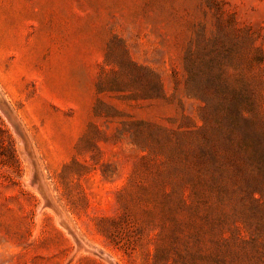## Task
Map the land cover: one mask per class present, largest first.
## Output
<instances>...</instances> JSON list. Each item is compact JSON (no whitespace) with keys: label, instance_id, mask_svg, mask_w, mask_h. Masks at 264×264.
<instances>
[{"label":"rangeland","instance_id":"374dc122","mask_svg":"<svg viewBox=\"0 0 264 264\" xmlns=\"http://www.w3.org/2000/svg\"><path fill=\"white\" fill-rule=\"evenodd\" d=\"M0 95L67 224L0 109V264H264L233 243L234 225L249 239L236 215L264 223V194L226 206V251L191 236V182L185 206L165 200L188 152L192 175L244 154L264 174V0H0Z\"/></svg>","mask_w":264,"mask_h":264},{"label":"trees","instance_id":"16d2710c","mask_svg":"<svg viewBox=\"0 0 264 264\" xmlns=\"http://www.w3.org/2000/svg\"><path fill=\"white\" fill-rule=\"evenodd\" d=\"M203 128V127H202ZM202 140V139H201ZM197 139L191 150V155L194 153L196 163L203 165L205 162L206 150L203 142ZM204 141L209 143H215L217 141L214 136L211 138H203ZM232 155V154H230ZM190 152L185 157L187 163L176 177L174 185H171L170 193H166V199L173 198L176 200V204L186 205L184 189L186 184L192 183L194 201L197 205L202 207V214L200 215L199 230L191 236L195 239L196 243H201L207 232H210V238L215 242L216 248L221 251H226L225 245H229L228 239L224 236L223 226L228 222L227 205L234 204L236 199V192L243 191L246 195L258 192L260 195L264 194V174H254L249 171L250 168V155L244 154L240 156H228L229 169L223 171L221 169H207L202 168L196 175H192L188 169ZM214 162H218L219 158L216 155L215 150L210 153L209 156ZM245 208V205L242 203ZM204 207V209H203ZM244 211V210H242ZM245 212V211H244ZM241 212V216L236 215L234 219H238L243 223V227L249 233V239L239 234V227L234 225L236 233L234 234V245L241 242L245 244H252L257 250L259 246L264 247V237H262V231H264V223L262 218L254 220L253 214L250 212L245 214ZM202 223V224H201ZM206 227V229H204ZM238 230V232H237ZM173 231H171V237H175ZM261 237V240H259ZM237 242V243H236ZM231 247V244L229 245ZM229 247V248H230ZM201 246L194 252H200ZM216 251V250H215ZM191 249L185 246V255L193 257ZM216 253H220L216 251ZM164 264L168 263V260H164Z\"/></svg>","mask_w":264,"mask_h":264},{"label":"bare ground","instance_id":"6f19581e","mask_svg":"<svg viewBox=\"0 0 264 264\" xmlns=\"http://www.w3.org/2000/svg\"><path fill=\"white\" fill-rule=\"evenodd\" d=\"M1 96V95H0ZM0 99H2V98H0ZM4 101V100H3ZM11 112V111H10ZM13 115V114H12ZM14 117V116H13ZM15 119V121H16V118H14ZM17 122V121H16ZM13 123V122H12ZM13 127H14V129L17 131V126L16 125H14L13 124ZM20 128V127H19ZM21 129V128H20ZM22 131V130H21ZM23 133V132H22ZM20 136H21V140L20 141H22V143H23V145H24V150H25V152H26V154H27V157L29 158V160H30V162H31V164H32V168H31V174H30V176H28L27 177V175H26V177H25V179H26V181H27V183L28 184H30V185H32V186H34L36 189H37V191L42 195V204H41V206L42 207H48V208H50L51 210H53L54 211V213L57 215V218L59 219V221L61 222V223H63V224H65V226H67V224L65 223V221L63 220L64 218H62V215H61V213H60V211L58 210V208L55 206V204L53 203V201H52V199L50 198V196L48 195V193H47V190H46V187H45V185L43 184V182H42V179H41V177H40V174H39V172H38V169H37V164H35L34 162L35 161H33L32 159H31V152H30V149H29V147H28V143H27V139L24 137V135L22 134H20ZM21 142L19 143V145L20 144H22ZM22 150H23V148H22ZM21 150V151H22ZM23 153H24V151H23ZM26 156V155H25ZM24 157V156H23ZM24 159H26V158H24ZM26 162H27V160H26ZM29 165V164H28ZM29 171V170H28ZM29 173V172H28ZM26 181H25V183H26ZM29 185V186H30ZM34 187H32V188H34ZM35 188L33 189V190H35ZM41 197V196H40ZM40 209V208H39ZM69 228V227H68ZM67 228V229H68ZM68 231L73 235V237H74V239L76 240V242H77V244L78 245H83V244H81V242L77 239V236H75L76 234L73 232V230L71 231L70 229H68ZM68 232V233H69ZM77 248V247H76ZM85 248H87V246L85 247ZM84 248V249H85ZM79 249H81V248H79ZM89 249V248H88ZM87 250V249H86ZM95 250V249H94ZM84 251V250H83ZM91 251V250H90ZM95 253L97 254V252L95 251ZM99 254V253H98ZM103 254V253H102ZM105 254V253H104ZM105 258H106V254H105ZM108 259V258H107Z\"/></svg>","mask_w":264,"mask_h":264},{"label":"water","instance_id":"95a60500","mask_svg":"<svg viewBox=\"0 0 264 264\" xmlns=\"http://www.w3.org/2000/svg\"><path fill=\"white\" fill-rule=\"evenodd\" d=\"M0 109L1 111L5 114V116L9 119L10 123L13 125H16L17 126V133L20 135H22V132L18 126V124L16 123V121L14 120V118L12 117L9 109L7 108V106L4 104V102L0 99ZM13 122V123H12Z\"/></svg>","mask_w":264,"mask_h":264}]
</instances>
